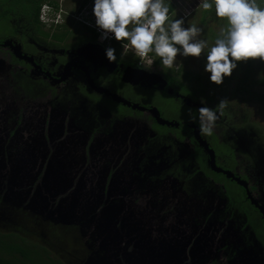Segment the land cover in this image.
<instances>
[{
  "label": "flooded vegetation",
  "instance_id": "obj_1",
  "mask_svg": "<svg viewBox=\"0 0 264 264\" xmlns=\"http://www.w3.org/2000/svg\"><path fill=\"white\" fill-rule=\"evenodd\" d=\"M46 3L43 23L25 0H0V223H25L20 238L63 264L47 246L82 264H264L261 121L226 107L200 135L189 116L219 102L186 58L141 61L100 40L90 3ZM196 4L170 0V15L198 24Z\"/></svg>",
  "mask_w": 264,
  "mask_h": 264
},
{
  "label": "clouds",
  "instance_id": "obj_2",
  "mask_svg": "<svg viewBox=\"0 0 264 264\" xmlns=\"http://www.w3.org/2000/svg\"><path fill=\"white\" fill-rule=\"evenodd\" d=\"M169 3L170 0H93L92 15L100 40L126 41L124 47H130L141 61L153 53L167 69L175 66L178 55L199 58L203 53L204 71L216 85L231 74L238 61L259 58L264 62V6H258L256 0H197L199 11H214L216 18L226 22L211 46L201 38L202 27L194 23L185 26L191 10L173 19ZM50 9L49 4L42 5L39 16ZM104 55L109 62L117 60L114 48H106ZM227 105L228 101L221 100L215 108L201 107L195 117L189 116L197 123L200 135L214 134Z\"/></svg>",
  "mask_w": 264,
  "mask_h": 264
},
{
  "label": "rangeland",
  "instance_id": "obj_3",
  "mask_svg": "<svg viewBox=\"0 0 264 264\" xmlns=\"http://www.w3.org/2000/svg\"><path fill=\"white\" fill-rule=\"evenodd\" d=\"M77 0H73V3H75ZM264 0H256L257 5H260V3H263ZM93 6V0L90 2L88 8L90 7L92 9ZM264 6V5H263ZM73 9V7H70ZM87 11V10H86ZM198 18L195 20L194 24H197ZM190 22L186 23L185 26H189ZM198 25V24H197ZM200 26V25H198ZM96 27V26H95ZM201 27V26H200ZM204 31V30H203ZM205 37V34L202 32V37L203 39ZM208 41V40H207ZM209 45L211 46L213 44V41H208ZM206 51V50H205ZM204 54L199 58L195 57H187L186 60L188 62V68L192 73L194 74H199L202 77L203 81V87L205 88H210L212 89V94L213 97L216 98L218 102L221 100L228 101L227 108L230 111V115H232V118L235 121H241L245 117H248L249 120H254L255 122L261 121V125L264 126V105L260 102V99H264V86L263 83L260 85H252V88L248 89V94H240L237 92V87H239L242 79V75L244 73L243 67L245 64H248V60L241 61V64L239 66H236L235 69L232 70L231 74L227 77H224L222 80V83L219 85H216L214 83H210L208 77L209 73H206L204 71ZM183 57H178V59H181ZM240 61H238L239 63ZM176 65V64H175ZM175 67V66H174ZM253 73H254V78L256 80H264V64L260 61L259 58H256L253 60ZM240 70V71H239ZM242 98L248 99L249 103H245L242 100ZM232 111V112H231ZM253 122V121H252ZM251 125L242 127L241 130L244 132H250V128L254 130V133L256 134V138L259 137L258 135V126H255V124L250 123ZM248 130V131H247ZM239 138V137H238ZM242 142H246L245 139H241ZM248 143V142H247ZM249 144V143H248ZM246 146V145H245ZM28 221V225H31V221ZM13 222H8L6 223H0V233L5 234V233H10L11 231L18 233V236H24V235H29L31 228H28V226L24 223V225L21 227L20 232L18 231L19 226L21 225L20 223L18 224H12ZM27 226V227H26ZM25 228L27 231H24ZM25 233H24V232ZM37 241H34L32 243H35ZM46 244V243H45ZM46 247V246H45ZM48 250L50 252H53L55 256L60 253V256H63V260L65 264H82L83 256L80 254L79 251H77L76 248H73L70 250L68 253L67 250L60 249L59 247H48ZM51 248V249H50ZM61 259V258H60Z\"/></svg>",
  "mask_w": 264,
  "mask_h": 264
},
{
  "label": "trees",
  "instance_id": "obj_4",
  "mask_svg": "<svg viewBox=\"0 0 264 264\" xmlns=\"http://www.w3.org/2000/svg\"><path fill=\"white\" fill-rule=\"evenodd\" d=\"M46 0H25L28 4H32L36 10V19H38L41 5ZM89 0H81V5L87 4ZM260 3L258 6H263ZM200 20L198 24L201 25L204 30L205 39L208 41H214L219 33L221 27H226V22L222 19L215 17L214 11L207 13L200 11ZM253 60L249 59L248 64L243 67L244 73L242 75L241 83L237 87V92L240 94L249 93L248 89L252 88V85H260L264 80H256L253 73ZM237 63V66L241 64V61ZM264 64V62H262ZM240 71V70H239ZM194 78H200L199 75H194ZM184 79H192L190 72L183 74ZM212 83V82H210ZM260 102H264V99H260ZM46 251L41 246L32 243L24 238H20L13 233H0V264H63L56 259L49 258L46 255Z\"/></svg>",
  "mask_w": 264,
  "mask_h": 264
},
{
  "label": "built area",
  "instance_id": "obj_5",
  "mask_svg": "<svg viewBox=\"0 0 264 264\" xmlns=\"http://www.w3.org/2000/svg\"><path fill=\"white\" fill-rule=\"evenodd\" d=\"M40 18L44 23L46 22V16L44 14H41Z\"/></svg>",
  "mask_w": 264,
  "mask_h": 264
},
{
  "label": "water",
  "instance_id": "obj_6",
  "mask_svg": "<svg viewBox=\"0 0 264 264\" xmlns=\"http://www.w3.org/2000/svg\"><path fill=\"white\" fill-rule=\"evenodd\" d=\"M63 217H64V216H63ZM63 217H62V218H63Z\"/></svg>",
  "mask_w": 264,
  "mask_h": 264
}]
</instances>
